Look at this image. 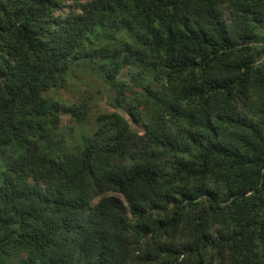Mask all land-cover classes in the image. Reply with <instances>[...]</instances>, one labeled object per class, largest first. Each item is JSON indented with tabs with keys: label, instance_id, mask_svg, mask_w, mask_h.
Instances as JSON below:
<instances>
[{
	"label": "trees",
	"instance_id": "1",
	"mask_svg": "<svg viewBox=\"0 0 264 264\" xmlns=\"http://www.w3.org/2000/svg\"><path fill=\"white\" fill-rule=\"evenodd\" d=\"M0 264H264V0H0Z\"/></svg>",
	"mask_w": 264,
	"mask_h": 264
},
{
	"label": "rangeland",
	"instance_id": "2",
	"mask_svg": "<svg viewBox=\"0 0 264 264\" xmlns=\"http://www.w3.org/2000/svg\"><path fill=\"white\" fill-rule=\"evenodd\" d=\"M126 78L125 75H122ZM70 85L67 89L57 90L55 97H61L67 102H74L81 98L90 97L93 104L89 120L94 121L98 113H104L113 110L112 107L107 105V99L104 96V85L102 81L97 78L89 69L77 68L75 73L69 80ZM62 126H71L73 122L71 117L67 114L61 117ZM135 128H140L138 124L133 125Z\"/></svg>",
	"mask_w": 264,
	"mask_h": 264
}]
</instances>
